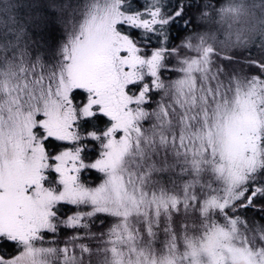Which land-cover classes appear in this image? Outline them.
<instances>
[{"label":"snow or ice","instance_id":"1","mask_svg":"<svg viewBox=\"0 0 264 264\" xmlns=\"http://www.w3.org/2000/svg\"><path fill=\"white\" fill-rule=\"evenodd\" d=\"M0 264H264V0H0Z\"/></svg>","mask_w":264,"mask_h":264}]
</instances>
